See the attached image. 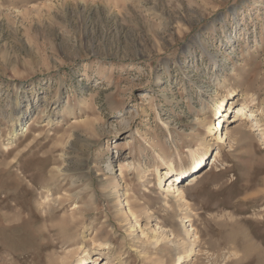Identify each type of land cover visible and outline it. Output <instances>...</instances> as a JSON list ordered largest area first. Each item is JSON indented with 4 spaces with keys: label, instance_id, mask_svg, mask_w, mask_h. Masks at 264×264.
<instances>
[{
    "label": "rangeland",
    "instance_id": "obj_1",
    "mask_svg": "<svg viewBox=\"0 0 264 264\" xmlns=\"http://www.w3.org/2000/svg\"><path fill=\"white\" fill-rule=\"evenodd\" d=\"M0 264H264V0H0Z\"/></svg>",
    "mask_w": 264,
    "mask_h": 264
},
{
    "label": "bare ground",
    "instance_id": "obj_2",
    "mask_svg": "<svg viewBox=\"0 0 264 264\" xmlns=\"http://www.w3.org/2000/svg\"><path fill=\"white\" fill-rule=\"evenodd\" d=\"M234 100L235 99H230V101H231V103H233L234 102ZM235 103V102H234ZM222 105V102L220 103V106ZM235 109V114L237 115V116H239V115H243V113H244V111L242 110V108L241 107H235L234 108ZM224 115H226L225 113H224ZM224 115H222V114H220L219 116H218V121H216V122H214V128H215V132L216 131H218L219 132V130H220V133L223 131V124H224ZM221 128V129H220ZM235 133H240L241 131L240 130H235L234 131ZM221 136V135H220ZM222 137V136H221ZM221 137H217V138H221ZM211 157V156H210ZM210 157H208V161H207V164H208V162H209V160H210ZM199 162H206L204 159H200L197 163H199ZM210 163V162H209ZM212 163L213 162H211L210 163V168H211V165H212ZM202 171V170H201ZM201 171H196V172H194V173H192L190 176H189V178H191L190 180H195L196 178L195 177H200L201 176V174H200V172ZM176 176H178V175H176ZM187 184H189V182L187 183ZM176 191L178 192V194L180 195V193H181V190L179 189V188H177L176 189Z\"/></svg>",
    "mask_w": 264,
    "mask_h": 264
}]
</instances>
